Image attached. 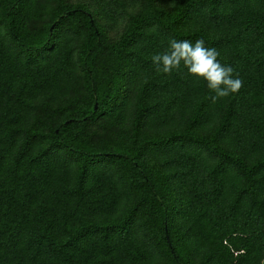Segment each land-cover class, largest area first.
Segmentation results:
<instances>
[{"label": "trees", "instance_id": "obj_1", "mask_svg": "<svg viewBox=\"0 0 264 264\" xmlns=\"http://www.w3.org/2000/svg\"><path fill=\"white\" fill-rule=\"evenodd\" d=\"M0 264H264V0H0Z\"/></svg>", "mask_w": 264, "mask_h": 264}, {"label": "clouds", "instance_id": "obj_2", "mask_svg": "<svg viewBox=\"0 0 264 264\" xmlns=\"http://www.w3.org/2000/svg\"><path fill=\"white\" fill-rule=\"evenodd\" d=\"M218 56V50L206 47L203 39H197L194 43L170 39L167 50L154 54L151 60L157 72L170 75L183 69L196 80L205 81L208 89L215 93L210 99L216 103L238 94L244 86L239 74L231 66L222 65Z\"/></svg>", "mask_w": 264, "mask_h": 264}, {"label": "water", "instance_id": "obj_3", "mask_svg": "<svg viewBox=\"0 0 264 264\" xmlns=\"http://www.w3.org/2000/svg\"><path fill=\"white\" fill-rule=\"evenodd\" d=\"M95 107H96V105H95Z\"/></svg>", "mask_w": 264, "mask_h": 264}]
</instances>
